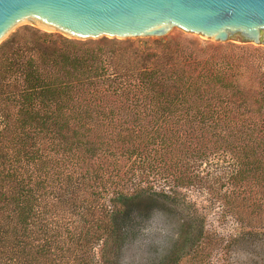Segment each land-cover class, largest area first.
<instances>
[{
	"label": "trees",
	"instance_id": "trees-1",
	"mask_svg": "<svg viewBox=\"0 0 264 264\" xmlns=\"http://www.w3.org/2000/svg\"><path fill=\"white\" fill-rule=\"evenodd\" d=\"M103 41L106 50L27 29L0 45V257L12 264H96V247L100 264H120L138 205L134 194L119 190L111 192L109 206L99 203L110 176L104 180L88 165L117 152L149 163L181 137L168 126L180 121L187 133L230 127L218 138L234 155L229 180L260 194L249 204L256 221L264 210L261 89L245 90L235 68L232 76L209 71L208 60H189L180 41L154 40L152 49ZM253 74L260 85L263 73ZM195 139L199 147L203 138ZM231 211L241 227L258 228ZM199 226L188 221L177 236L183 244L157 264L195 253L205 237Z\"/></svg>",
	"mask_w": 264,
	"mask_h": 264
},
{
	"label": "rangeland",
	"instance_id": "rangeland-1",
	"mask_svg": "<svg viewBox=\"0 0 264 264\" xmlns=\"http://www.w3.org/2000/svg\"><path fill=\"white\" fill-rule=\"evenodd\" d=\"M27 29L46 34L56 41L65 39L80 43L90 42V46L97 43L96 45L103 49L106 44L103 40L129 41L150 49L154 48V40L180 41L179 48L184 55L189 56V60L194 59L195 62L208 60L209 71L223 70L232 76L235 75L233 72L235 68L238 71L236 74L239 82L244 84L245 90L261 89V93L264 94V79L258 85L253 78L256 68L263 73L264 78V46L233 41L212 42L177 29L171 30L162 38L117 40L103 37L97 40H73L57 32L44 31L31 25L16 27L0 45L6 40L23 35ZM200 66L198 65L197 70ZM180 122L168 126L179 128L174 135L180 134L181 137L170 145L164 155L153 157L149 163L141 164V161L133 157L127 160L117 152L110 158L102 157L100 162H93L94 166L88 165L101 170L104 173V180L106 176H110L109 181L102 182L108 193L102 195L104 198L99 203L109 206L107 200L111 192L119 190L134 194L133 200L138 205L135 216L131 219L132 232L122 245L118 261L120 264H157L173 246L180 247L183 244V240L177 236L185 229L188 221H191L193 227L200 225L205 237L199 239L195 253L186 250L188 253L175 264H262L264 210L257 221L253 218L254 215L249 214L251 208L249 204L253 200L257 202L260 194L255 192L252 185H246L243 191L241 188L237 189L229 180L230 174L236 169L234 155L229 149L219 147L218 138L227 136L230 127L224 129V124H220L219 127L208 129L207 132L202 129V132L197 130L189 133L190 127L187 133L185 131L187 125ZM103 125L105 127V124ZM183 136L184 141L180 144ZM193 137L203 138V142H198L199 147L195 145L196 139ZM203 144V148L206 147L203 155H195L196 150H203ZM164 169H168L167 172L170 173L174 172L184 180L179 181L170 177L163 171ZM186 177L192 179L189 184H186ZM176 182H182L185 187H178L175 185ZM87 198L91 200L92 196ZM230 207L238 212L239 218L250 220L258 228L248 230L247 227H241L235 218L237 214L232 212ZM190 237H193L192 232ZM99 248L94 249L96 264H100ZM0 264L12 263L8 262L7 258L0 257Z\"/></svg>",
	"mask_w": 264,
	"mask_h": 264
},
{
	"label": "water",
	"instance_id": "water-1",
	"mask_svg": "<svg viewBox=\"0 0 264 264\" xmlns=\"http://www.w3.org/2000/svg\"><path fill=\"white\" fill-rule=\"evenodd\" d=\"M22 25L73 40L162 38L177 29L264 46V0H0V42Z\"/></svg>",
	"mask_w": 264,
	"mask_h": 264
}]
</instances>
